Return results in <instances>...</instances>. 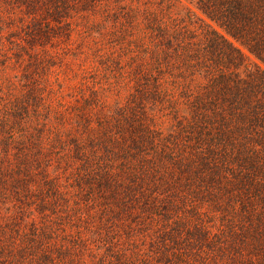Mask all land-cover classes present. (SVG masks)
Listing matches in <instances>:
<instances>
[{"label":"trees","instance_id":"obj_1","mask_svg":"<svg viewBox=\"0 0 264 264\" xmlns=\"http://www.w3.org/2000/svg\"><path fill=\"white\" fill-rule=\"evenodd\" d=\"M0 264H264V0H0Z\"/></svg>","mask_w":264,"mask_h":264},{"label":"rangeland","instance_id":"obj_2","mask_svg":"<svg viewBox=\"0 0 264 264\" xmlns=\"http://www.w3.org/2000/svg\"><path fill=\"white\" fill-rule=\"evenodd\" d=\"M85 43H87V42H84L83 40H82V38L79 40V42L77 41V49H78V53L75 55V56H73V55H68L67 57H66V59L65 60H68V61H71L74 65H75V67L77 68V70H79V66H86V65H88L89 63H91V62H93L94 61V59L92 58V54H90L91 52H94V48H93V50L90 48V53L89 54H87V53H84L83 51H81V50H83L84 48L86 49V50H89L88 49V47L86 48V45L87 44H85ZM93 47V46H92ZM92 58V59H91ZM69 63H68V66H67V68H69ZM65 70H67V71H70L71 72V70L69 69H65ZM75 72V71H74Z\"/></svg>","mask_w":264,"mask_h":264}]
</instances>
